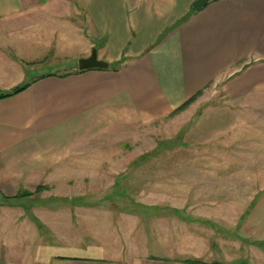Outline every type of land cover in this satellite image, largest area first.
Segmentation results:
<instances>
[{
    "label": "crops",
    "instance_id": "1",
    "mask_svg": "<svg viewBox=\"0 0 264 264\" xmlns=\"http://www.w3.org/2000/svg\"><path fill=\"white\" fill-rule=\"evenodd\" d=\"M195 1L0 0V93L29 83L0 98V191L12 197L58 175L59 141L122 119L154 120L212 88L245 124L246 113L264 112V0H211L201 10ZM94 48L110 67L80 70ZM79 165L82 174L107 173L106 164ZM149 206L136 221L108 224L114 239L3 244L0 264H234L241 256L227 234L233 224L219 225L223 212L189 218L174 204ZM251 254L264 264V247Z\"/></svg>",
    "mask_w": 264,
    "mask_h": 264
},
{
    "label": "rangeland",
    "instance_id": "2",
    "mask_svg": "<svg viewBox=\"0 0 264 264\" xmlns=\"http://www.w3.org/2000/svg\"><path fill=\"white\" fill-rule=\"evenodd\" d=\"M212 93L148 122L122 119L59 141L58 175H41L35 190L10 197L16 200L0 191V250L3 244L33 250L39 241H64L68 234L114 239L108 224L136 221L149 205L177 209L174 204L189 218L201 209L223 212L226 223L219 225L233 224L227 234L241 255L234 264H257L251 253L264 247L258 239L264 238V112L246 113L245 124L242 111L227 109L224 95ZM210 107L220 110L207 113ZM82 161L90 171L106 164L99 170L107 173L82 174ZM23 214L26 223L18 221Z\"/></svg>",
    "mask_w": 264,
    "mask_h": 264
},
{
    "label": "water",
    "instance_id": "3",
    "mask_svg": "<svg viewBox=\"0 0 264 264\" xmlns=\"http://www.w3.org/2000/svg\"><path fill=\"white\" fill-rule=\"evenodd\" d=\"M211 0H196L193 3V7L196 10H201L206 6ZM110 64L104 60L99 59L97 48H94L92 54L87 58H82L79 60V69L88 70V69H106L109 68Z\"/></svg>",
    "mask_w": 264,
    "mask_h": 264
},
{
    "label": "trees",
    "instance_id": "4",
    "mask_svg": "<svg viewBox=\"0 0 264 264\" xmlns=\"http://www.w3.org/2000/svg\"><path fill=\"white\" fill-rule=\"evenodd\" d=\"M28 86H29V83H26V84H24L23 86H20V87L15 88V89L12 90V91H9V92H2V93H0V98H5V97H8V96H11V95H13V94H15V93H18V92L24 90V89L27 88ZM197 97H198V95L195 96V97H193L191 100H189V101H188L187 103H185L183 106H181L179 109H181V108L185 107L186 105L190 104V103L193 102ZM177 110H178V109H177ZM24 194H26V193H24ZM26 195H28V194H26ZM16 199H18V198H14V197H13V198H10V197H9L8 201H9V200H16Z\"/></svg>",
    "mask_w": 264,
    "mask_h": 264
}]
</instances>
